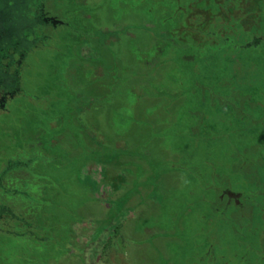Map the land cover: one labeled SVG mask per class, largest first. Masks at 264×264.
Segmentation results:
<instances>
[{"label":"rangeland","instance_id":"obj_1","mask_svg":"<svg viewBox=\"0 0 264 264\" xmlns=\"http://www.w3.org/2000/svg\"><path fill=\"white\" fill-rule=\"evenodd\" d=\"M54 1L70 27L34 49L23 95L0 112V172L39 142L33 171L10 175H40L54 233H0V264L234 262L241 247L210 203L252 189L238 158L264 162V45L194 58L172 33L187 0ZM231 89L225 107L211 97Z\"/></svg>","mask_w":264,"mask_h":264},{"label":"flooded vegetation","instance_id":"obj_2","mask_svg":"<svg viewBox=\"0 0 264 264\" xmlns=\"http://www.w3.org/2000/svg\"><path fill=\"white\" fill-rule=\"evenodd\" d=\"M0 1L4 3L3 8L0 7V112L3 113L8 112L7 106L10 101L24 93L22 71L27 66L26 61L30 54L34 49L39 48L41 42L54 39L53 32H57L60 27H70V25L61 19L62 16L56 10L54 0ZM224 1L228 2L231 10L240 7L242 3L248 9L254 5L251 0H247L246 3L244 0ZM200 3L215 6V4L219 5L221 0H202ZM19 12L23 23L11 17L13 13ZM186 12H189L188 9ZM183 27L187 32V25ZM262 39V37L254 38L252 43H262ZM39 147V142H31L26 148L17 150L0 172V191L8 185L11 186L12 170L22 172L28 171L27 168L30 167L33 171L34 163L40 160V155L43 156V150ZM238 163L242 166L239 169L240 173L243 171L250 173L252 166L255 165L248 158H238L236 164ZM14 165L18 168L13 169ZM254 172L256 173V170ZM246 180L247 185L252 184L248 179ZM7 183L9 184L6 185ZM251 186L252 189L243 192L223 190L210 203L217 212L214 219L231 226L234 241L241 247L234 249V262L231 260L229 264H264V186L258 187L256 184ZM238 234L242 237L237 239ZM208 248L205 254L210 258V263L215 262L213 247ZM239 249L243 251L242 255L236 253ZM221 262L223 263L220 261L219 264ZM223 264H228V261Z\"/></svg>","mask_w":264,"mask_h":264},{"label":"trees","instance_id":"obj_3","mask_svg":"<svg viewBox=\"0 0 264 264\" xmlns=\"http://www.w3.org/2000/svg\"><path fill=\"white\" fill-rule=\"evenodd\" d=\"M187 1L184 14L181 12L183 21L179 22L172 33L185 37L184 40L179 39L180 43L176 45L190 49L194 58L204 57L211 51L223 52L229 49L238 52L241 50L258 51L264 45V0H251L254 5L249 9L242 3L240 7L232 10L228 2L224 0L215 6L201 4L202 0ZM244 2L246 3L247 0ZM187 9L189 12H186ZM184 25L188 27L187 32L183 29ZM257 37L263 38L262 43L253 44L254 38ZM233 94L236 96L235 90L231 89L227 94H212L211 97H217L218 103L225 107L226 103H231L227 100H231ZM249 149L257 151L259 146L256 149L255 147ZM250 159L255 164L252 166V171L242 173L248 175L247 179L251 183L254 182L253 184L258 187L264 186V178L260 176L264 174L263 159ZM240 165L241 163L236 165L237 172L242 167ZM27 175V177L23 174L20 177H12L11 186L7 183L8 186L0 191V233L15 239L20 237L25 239L30 236L36 240H43L47 238V235L54 233L53 224L51 227L47 224L50 215L41 210L42 206H46L47 203L42 198L43 189H45L44 181L39 178L40 175L34 173ZM42 216H46L47 223H41ZM74 219L79 218L74 217ZM44 226H48L46 228L48 234L44 233Z\"/></svg>","mask_w":264,"mask_h":264},{"label":"crops","instance_id":"obj_4","mask_svg":"<svg viewBox=\"0 0 264 264\" xmlns=\"http://www.w3.org/2000/svg\"><path fill=\"white\" fill-rule=\"evenodd\" d=\"M191 61H195V60H191ZM148 154V153H147ZM104 162V161H103ZM105 166L106 167H108L107 165H106V163H105ZM118 175V174H117ZM167 174H163V175H161V176H159L158 177V180H160L159 182H160V185L162 184V186L161 187H164L165 188V180L166 179H163L165 176H166ZM122 176H123V173H119V175H118V179L117 180H119L116 184H114V188H115V191L116 192H120L121 191V189H122V185H121V182H122ZM160 178V179H159ZM162 180H163V182H162ZM107 208H109V207H107ZM117 220H115V221H113V223L111 222V224H114V223H117V224H123L121 221H118V222H116Z\"/></svg>","mask_w":264,"mask_h":264}]
</instances>
